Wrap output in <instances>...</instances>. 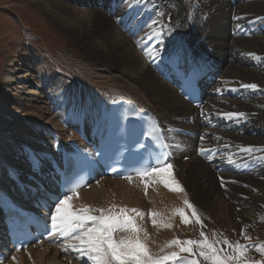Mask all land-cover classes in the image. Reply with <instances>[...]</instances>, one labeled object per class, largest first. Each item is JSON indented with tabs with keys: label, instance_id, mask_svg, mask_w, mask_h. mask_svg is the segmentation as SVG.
<instances>
[{
	"label": "bare ground",
	"instance_id": "bare-ground-1",
	"mask_svg": "<svg viewBox=\"0 0 264 264\" xmlns=\"http://www.w3.org/2000/svg\"><path fill=\"white\" fill-rule=\"evenodd\" d=\"M24 1L77 53L64 49L55 56L69 75L56 66L54 71L41 53L12 51L0 97V160L23 166L37 155L38 170L48 154L59 157L70 142L93 135L104 111L124 97L161 122L173 154L168 163L183 191H172L155 177L144 178L150 181L147 194L142 178H105L73 197L74 208L142 210L145 215L136 220L157 255L168 253L157 252L175 235L199 225L185 199L206 213L208 224L233 233L264 218V15L251 13H264V0H242L238 6L229 0ZM154 31L166 33L163 43L148 39ZM187 55L219 72L201 112L183 100L163 72L171 57ZM248 84L257 87H244ZM230 112L246 116L229 118ZM248 147L256 150L244 151ZM179 208L189 223L176 213ZM153 211L159 214L156 226ZM86 260L71 249L36 245L4 264Z\"/></svg>",
	"mask_w": 264,
	"mask_h": 264
},
{
	"label": "snow or ice",
	"instance_id": "snow-or-ice-1",
	"mask_svg": "<svg viewBox=\"0 0 264 264\" xmlns=\"http://www.w3.org/2000/svg\"><path fill=\"white\" fill-rule=\"evenodd\" d=\"M169 32L172 29L168 30ZM163 31L153 32L148 36L151 40L155 37L159 43H163ZM155 51V49H154ZM157 54L158 51H157ZM151 55V53H149ZM254 55V54H252ZM247 88H256V84L244 85ZM229 118L232 117H245L246 113L243 112H230L226 113ZM156 129L148 132L149 136L153 135ZM256 149L248 147L244 151L252 152ZM205 150L201 149L203 153ZM163 159L157 160L156 167H149L148 169L141 170L137 173L142 178L145 185V194L150 183L145 177L158 178L172 191H183V187L175 179L173 174V166L167 163V154L162 153ZM116 171L115 168L112 169ZM129 181L132 177H127ZM151 182H156L152 180ZM71 183V182H70ZM83 185L76 182L72 187H66L65 191L61 194L62 198L58 196L53 201L54 210L50 214L51 227L49 236L59 235L67 240L62 246L63 251L70 249L76 251L79 256L86 257V264H200L196 259L197 253L194 251L193 246L199 248L198 255L203 257L210 264H264V261H251L245 259L247 246L237 242L232 244L226 239L210 240L203 232H201L200 240H186L181 241L179 238H174L164 245V247H171L173 245L179 246V251L165 253L164 255L154 254L148 246L147 230L137 223L136 216L143 218L145 215L142 210L137 208L120 207L119 211H115L117 205H112L110 208H92L88 205H82L79 208H74L71 201L73 196H79L78 189ZM71 193V194H69ZM185 205L192 209V216L196 221L203 226V221L196 212L195 206L190 201L185 199ZM179 214L184 223H189V217L183 208L175 210ZM94 213H99L94 214ZM135 213L136 215H130ZM159 215L155 211L151 212L153 217L152 223L157 225L158 221L155 217ZM163 227H171L170 223L160 222ZM117 233H124V235H116ZM227 244L228 248L232 250L231 253L225 252L224 249L218 247L219 244ZM257 250L264 254V244H259ZM163 252V248L161 249ZM181 253H189L192 258L188 256H181ZM30 255V254H29ZM13 259H16L13 257Z\"/></svg>",
	"mask_w": 264,
	"mask_h": 264
},
{
	"label": "rangeland",
	"instance_id": "rangeland-1",
	"mask_svg": "<svg viewBox=\"0 0 264 264\" xmlns=\"http://www.w3.org/2000/svg\"><path fill=\"white\" fill-rule=\"evenodd\" d=\"M69 1H71L72 4H75L76 0ZM229 1L230 5L236 6L242 3V0ZM117 2L125 4V0H117ZM28 4V1L24 0H0V97L2 95L1 93H3V78L8 60L12 51L15 49L17 50V48H19V50L22 49L21 51H32L33 56L41 53L43 58L49 62L50 67L54 69V71L56 66L61 72L72 75L70 71L65 69L57 61L55 56L60 50L64 49L73 50L75 53H77V51L70 48L65 38L62 35L57 34L56 31L51 28L48 18L44 14L32 7L31 4ZM251 13L253 15H264V13ZM167 18L166 22L169 21ZM202 21L197 20L200 24H203ZM121 29L124 32L123 28ZM201 32L206 33L205 29H202ZM20 58L21 56H19V59ZM29 66L32 67L33 65ZM27 99V97H24L23 100L27 101ZM198 211L200 213H198L200 218H203V226L199 223L197 227L191 228L188 233L182 231L178 235H175L174 238H179L181 241L189 239L200 240L203 238L200 235L201 232H203L210 240L213 241H223L226 239L232 244H236L237 242L244 244L247 246L245 259L251 261H264V254L257 250V246L259 244H264V218L261 220L257 219L256 221L249 223L248 226L242 227L239 231L233 233L227 227H220L217 225L212 226L208 224L210 219L206 217V213L201 208H199ZM218 247L224 249L225 252H232V250L228 248L227 244L221 243ZM193 248L197 253L195 258L198 259L200 263L210 264L209 261H206L203 257L198 255L199 248L197 246H193ZM173 251L178 252L179 246L173 245L171 247H166L163 249V252L160 250L157 253L162 254ZM181 256H188L189 258H192L189 253H181Z\"/></svg>",
	"mask_w": 264,
	"mask_h": 264
}]
</instances>
